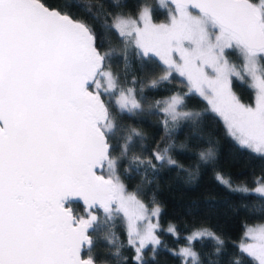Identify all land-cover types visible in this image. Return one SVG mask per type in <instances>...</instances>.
<instances>
[{
	"label": "snow or ice",
	"instance_id": "6c2138e0",
	"mask_svg": "<svg viewBox=\"0 0 264 264\" xmlns=\"http://www.w3.org/2000/svg\"><path fill=\"white\" fill-rule=\"evenodd\" d=\"M171 2L170 23H153L150 9L143 7L137 19L116 16L112 27L126 48L134 45L137 55L159 58L166 66L159 79L167 80L173 71L185 78L189 92L207 100L241 147L264 156V0ZM85 13L93 17V7ZM98 39L86 18L50 9L42 0H0V264H96L82 252L87 247L91 253V233L104 230L116 214L126 221L136 264H144L148 245L155 252L161 243L158 225L151 221L159 207L149 213L135 193L127 192L117 172L110 143L117 124L103 96L115 95L121 112L134 113L142 104L106 68L115 50L101 52ZM226 49L242 55V71L225 59ZM245 75L255 90L254 107L241 103L232 90V78L244 80ZM157 83L153 79L151 86ZM183 102L180 95L164 101L166 126L168 119L199 115L180 111ZM139 135L136 129L129 131L121 156L133 150V137ZM167 151L153 153L155 160L174 164ZM211 156V151L201 153L205 160ZM131 162L155 167L135 154ZM97 169H106L107 177ZM241 191L250 193L246 187ZM251 192L264 197V183L257 182ZM73 199L83 201L86 216L74 213L69 206ZM93 209L101 210L103 218ZM205 238L223 244L208 230L187 237L189 245ZM245 239L252 242L242 241L240 253L264 264V225L248 228ZM179 254L199 264L191 247Z\"/></svg>",
	"mask_w": 264,
	"mask_h": 264
},
{
	"label": "trees",
	"instance_id": "16d2710c",
	"mask_svg": "<svg viewBox=\"0 0 264 264\" xmlns=\"http://www.w3.org/2000/svg\"><path fill=\"white\" fill-rule=\"evenodd\" d=\"M50 7L68 12L75 19H87V23L100 39L97 45L101 52L115 50L112 62L106 65L119 78V87L132 88L142 108L134 113L121 112L113 95L103 99L109 105L117 124L116 135L110 137L112 155L118 158L117 172L128 193H135L147 207L160 209L157 221L162 227L156 230L161 243L155 252L151 245L143 250L144 264H191L172 248L189 244L187 235L198 228H205L223 241L195 240L189 245L198 253L199 264H256L252 258L239 251L238 242L248 224H264V197L250 192L245 195L240 189L229 188L219 182L215 172L225 176L230 183L247 186L264 182V156L241 147L227 132L223 121L212 111L207 100L195 92H189L185 79L174 72L167 80L159 79L166 72L160 60L137 55L134 45L127 46L112 27L117 15H134L141 6L147 5L153 20H166L167 8L156 0H42ZM77 2L82 8L65 7ZM256 2V0H253ZM172 5L170 2L167 6ZM93 7V17H86L85 9ZM126 48V52H125ZM237 67H241L238 50L226 49L224 53ZM125 55L127 60H125ZM264 63V61H261ZM153 79L158 80L155 87ZM232 90L237 97L251 103L254 89L248 77L232 78ZM171 94L183 97L182 112L199 113L194 119H179L173 122L162 109L161 101ZM157 101L160 102L157 105ZM131 129L140 133L134 136V147L126 156H121L120 145ZM167 149V156L175 161L168 164L156 161L153 153ZM211 151L210 159H202L201 153ZM151 160L152 166L131 162L132 155ZM108 175L107 170H101ZM76 215H84L85 208L77 202L69 205ZM93 211L103 218L102 211ZM169 223L175 232L165 230ZM94 246L91 253L87 247L82 255L93 256L102 264H136L135 249L128 244L124 221L116 214L102 231L92 232ZM114 238V243L109 239ZM219 247L220 251L217 252ZM117 250L119 255H116Z\"/></svg>",
	"mask_w": 264,
	"mask_h": 264
},
{
	"label": "rangeland",
	"instance_id": "374dc122",
	"mask_svg": "<svg viewBox=\"0 0 264 264\" xmlns=\"http://www.w3.org/2000/svg\"><path fill=\"white\" fill-rule=\"evenodd\" d=\"M156 2H157V4L159 5V6H162V7H166L167 9V19L166 20H153L152 19V22L153 23H155V24H167V23H170V14H171V12H173L174 10H175V5H170V6H167V3H169V0H156ZM143 7H148L147 5H143V6H141L140 7V9L138 10V12L136 13V14H134V15H117V16H124V17H131V18H134V19H137L138 18V15H139V12H140V10L143 8ZM149 8V7H148ZM191 11H193V10H191ZM194 13L196 12V11H193ZM116 17V16H115ZM143 25L141 24V27H142ZM115 29V28H114ZM116 30V29H115ZM117 31V30H116ZM118 32V31H117ZM224 56H225V59H227L228 61H229V63H231V64H234V65H236L235 63H233L225 54H224ZM240 56H241V67L239 68V67H237L238 68V70H243V63H244V61H243V57H242V55L240 54ZM158 58V57H157ZM159 59V58H158ZM176 59L178 60L179 59V57L177 56L176 57ZM161 62V61H160ZM165 66V65H164ZM165 68H166V66H165ZM247 76V75H246ZM248 77V76H247ZM185 79V78H184ZM185 81H186V83H187V80L185 79ZM248 81H250V83H251V78L250 77H248ZM187 85H188V83H187ZM127 89V88H126ZM188 89H189V86H188ZM173 95H180V94H171V95H169V96H167L166 98H164L162 101H161V106H162V108L164 107V101H166L167 99H169L171 96H173ZM199 95V94H198ZM236 95V94H235ZM181 96V95H180ZM237 96V95H236ZM182 97V96H181ZM238 98V97H237ZM239 99V98H238ZM113 100H114V102L116 103V98H115V95H113ZM240 100V99H239ZM240 102L241 103H243V104H246V105H250V106H255V90H254V97H253V100H252V102L251 103H245V102H243V101H241L240 100ZM209 107L211 108V106L209 105ZM219 116V115H218ZM220 117V116H219ZM220 119L223 121V119L220 117ZM223 123H224V121H223ZM224 125H225V123H224ZM225 128H226V130H227V132H228V129H227V127H226V125H225ZM229 133V132H228ZM214 176L216 177V179L219 181V182H221V180L220 179H218L217 177L219 176V177H221L224 181H227V183H222V184H224V185H226L227 187H229V188H233V189H243V188H248L249 190H250V192H251V190L252 189H254L256 186H257V183H255V184H253V185H250V186H247V185H245V184H243V183H230L229 182V180L225 177V176H223V175H221L220 173H218V172H215L214 173ZM261 183H264V182H261ZM154 207H157V206H150V207H148V209H149V213H151V210L154 208ZM93 211V210H92ZM93 213L94 214H96L94 211H93ZM87 214L85 213L83 216H86ZM121 216H122V219H123V221H124V225H125V229H126V237H127V240H128V235H127V225H126V221H125V219H124V217H123V215L122 214H120ZM79 216H81V215H79ZM151 221H152V223L153 224H157L158 225V227H157V229L156 230H158V229H160V228H162L160 225H159V223H158V221H157V216H151ZM147 221H145V223H146ZM261 225H264L263 223H253V224H248V225H246L245 227H244V230H243V234H242V238L239 240V242L237 243L238 244V246L241 244V242L243 241V242H245V243H251L252 241L251 240H246L245 239V232H246V230L248 229V228H256V227H258V226H261ZM170 227H172L173 228V226H172V224L171 223H169L166 227H164V229L165 230H168ZM201 230H207V229H205V228H198V229H195V230H193V231H191V233L190 234H188L187 235V237H189L190 235H192V233L193 232H195V231H201ZM209 231V230H208ZM174 233V232H173ZM138 246V245H137ZM184 247H190L189 246V244H186V245H181V246H178V247H175V248H172L171 249V251H173V252H177V253H180V250L182 249V248H184ZM183 258V257H182ZM188 261H191L190 259L188 260Z\"/></svg>",
	"mask_w": 264,
	"mask_h": 264
},
{
	"label": "water",
	"instance_id": "95a60500",
	"mask_svg": "<svg viewBox=\"0 0 264 264\" xmlns=\"http://www.w3.org/2000/svg\"><path fill=\"white\" fill-rule=\"evenodd\" d=\"M169 2L172 4V5H174L172 2H171V0H169ZM46 5V4H45ZM46 6H48V5H46ZM50 9H56L55 7H50V6H48ZM191 10H193V11H196L195 9H191ZM97 171V174H99V175H104L102 172H101V169H97L96 170ZM105 177H107V175H104ZM71 202H77V203H79L83 208H85V205L83 204V201L82 200H79V199H73ZM101 211V210H100ZM84 258H88V257H85L84 256ZM96 264H102V263H100V262H96Z\"/></svg>",
	"mask_w": 264,
	"mask_h": 264
}]
</instances>
